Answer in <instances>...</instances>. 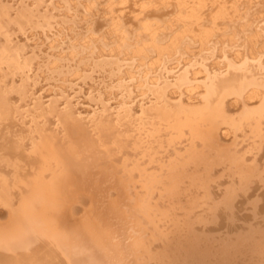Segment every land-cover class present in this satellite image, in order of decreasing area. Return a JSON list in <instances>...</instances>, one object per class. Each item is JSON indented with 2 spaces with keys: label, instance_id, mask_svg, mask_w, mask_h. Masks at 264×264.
Returning a JSON list of instances; mask_svg holds the SVG:
<instances>
[{
  "label": "bare ground",
  "instance_id": "1",
  "mask_svg": "<svg viewBox=\"0 0 264 264\" xmlns=\"http://www.w3.org/2000/svg\"><path fill=\"white\" fill-rule=\"evenodd\" d=\"M262 151L264 0H0V264H264Z\"/></svg>",
  "mask_w": 264,
  "mask_h": 264
},
{
  "label": "rangeland",
  "instance_id": "2",
  "mask_svg": "<svg viewBox=\"0 0 264 264\" xmlns=\"http://www.w3.org/2000/svg\"><path fill=\"white\" fill-rule=\"evenodd\" d=\"M30 32L31 31H28V34H30ZM48 34H50V32L48 33ZM31 37H33L32 35H31ZM38 38V40H36V41H38L40 44V46L42 47V49L45 51V52H47V50L49 49V47L47 48V44H48V42L49 41H47L45 38V35H41V37H37ZM42 58H37V60L35 61L36 62V64H38L39 63V61L41 60ZM41 72H43V71H41ZM42 78V77H41ZM45 88H50L49 86H46ZM263 154V155H262ZM262 154H261V156H262V158H264V152L262 151ZM224 177V176H223ZM219 177L218 179H217V181H215L214 183H213V185H212V187H214V188H212V193L214 194L213 196L214 197H219L220 196V194H221V191L223 190V188L225 187V183H226V180H227V178L226 177ZM222 180H221V179ZM219 180H220V182L222 183H220L219 182ZM223 181V182H222ZM260 182V183H259ZM224 183V184H223ZM219 184V185H218ZM255 184V185H254ZM261 184V185H260ZM221 185V186H220ZM223 185V186H222ZM260 185V186H259ZM263 185H264V181L261 183V181H257V183H256V181H255V183L253 182L248 188V190H247V192H246V198H244V200L242 199V201L241 200H239L238 201V203H237V205H238V209L236 210V214H237V217H238V223H245V224H257L258 223V221H259V217L257 216H255L254 214H255V211H254V209H253V201H255V200H257L258 201V204H259V206H262V205H264V187H263ZM254 186H257V187H255L254 188ZM216 187H218V188H216ZM222 187V188H221ZM220 188H221V190H220ZM251 188H253V190L251 189ZM262 189V190H261ZM216 191V192H215ZM260 191H262V192H259ZM220 192V193H219ZM251 192V193H250ZM258 193V194H257ZM261 194V195H260ZM258 195V196H257ZM263 195V196H262ZM241 199V198H240ZM241 201V202H240ZM247 206V207H246ZM240 207H241V209H240ZM1 208V207H0ZM248 210H250V211H248ZM253 211V212H252ZM239 213H242V214H248V216H244V215H239ZM1 220H3V218H1L0 217V221ZM251 220H253V222H251ZM255 220V221H254ZM211 226V225H210ZM198 227H200V230H202L203 228H201V226H198ZM214 233H219V232H222L223 231V229H213L212 230Z\"/></svg>",
  "mask_w": 264,
  "mask_h": 264
}]
</instances>
